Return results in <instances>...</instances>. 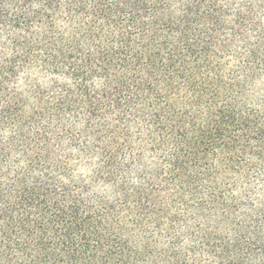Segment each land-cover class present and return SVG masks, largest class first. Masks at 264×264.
I'll list each match as a JSON object with an SVG mask.
<instances>
[{"label": "trees", "instance_id": "16d2710c", "mask_svg": "<svg viewBox=\"0 0 264 264\" xmlns=\"http://www.w3.org/2000/svg\"><path fill=\"white\" fill-rule=\"evenodd\" d=\"M165 228L264 264V0H0V264H155Z\"/></svg>", "mask_w": 264, "mask_h": 264}, {"label": "rangeland", "instance_id": "374dc122", "mask_svg": "<svg viewBox=\"0 0 264 264\" xmlns=\"http://www.w3.org/2000/svg\"><path fill=\"white\" fill-rule=\"evenodd\" d=\"M95 169H96V165L93 163V161L92 163H85L78 167L77 175L83 176V178H86L87 180H89V177L93 179L95 177ZM93 192L95 195L107 197V192H109V186L100 182ZM119 202H120L119 200L111 198L109 199L108 205L118 210L120 207ZM153 232L154 234L146 233L141 240L132 242L133 247L140 249H142L146 244H148L150 245L152 252L155 243L161 242L158 245H156L155 247L156 254L153 252L155 255L153 258L146 256V258H148L149 261H153L155 264H162V261L166 259V257L163 258L162 255H166V254L175 255L178 252L182 255L181 258L182 264H207L209 262V258L207 256L194 253V245L190 243L187 239H185L184 242H182L181 244L182 248L179 251L177 250L173 251L171 245L165 243L164 237L167 234L166 228L164 231L158 233H156L155 231ZM174 233L176 236H180L179 232H174Z\"/></svg>", "mask_w": 264, "mask_h": 264}]
</instances>
